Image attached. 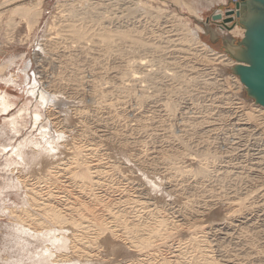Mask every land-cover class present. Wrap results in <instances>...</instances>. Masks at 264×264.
Segmentation results:
<instances>
[{
	"label": "rangeland",
	"instance_id": "obj_1",
	"mask_svg": "<svg viewBox=\"0 0 264 264\" xmlns=\"http://www.w3.org/2000/svg\"><path fill=\"white\" fill-rule=\"evenodd\" d=\"M6 1L0 0V66L3 67L0 73V92L9 96L13 106L7 113H0V264H39L40 256L46 248L52 247V243L35 237V232L40 233L42 229L54 232L60 229L54 223L44 227L38 226V223L44 222V215L37 206L30 208L29 217L24 215L22 210L29 204L26 195H30V188L39 193L36 195L38 201L49 200L63 215L66 213L68 217L83 219L86 223L89 220V230L86 233L90 239L94 238L97 232V228L92 225L93 218L99 223L102 221L107 224L111 221L110 213L120 215L121 221H124L123 224H127L130 230L134 227L132 223H141L138 226L144 237L151 234H148V230L160 229L158 218L169 226L165 229L167 231L163 237L164 244L156 241L149 249L134 248L122 236V226V229H118L121 232L116 233L123 238L118 237L123 246L117 253L105 250L102 244L94 246L85 243L82 248L80 243L76 242V245L72 242L69 248L71 250L56 244L57 250L51 248L54 260L49 264H61L59 261L65 259L71 260L73 264H194L195 261H202L204 251L210 252L211 259L220 264L225 257L233 258L237 264H264V120L261 117L257 122L252 121L254 124L244 119L243 115L250 111L258 115L263 107L257 105L245 89L239 90L234 80V76H237L231 67L219 61H211L193 42L183 40L191 39L189 29L196 31L199 27L198 36L205 44L221 54L228 55L225 47L238 44L241 40L231 33L232 29L241 25L235 14L229 22L224 20L228 17L226 12L236 13L235 4L240 0H15L11 4H4ZM36 2L41 3L42 11L38 24L30 28L27 21L18 16L13 18L12 24L8 23L11 9ZM187 5L193 6L198 15L192 14ZM216 15H221L222 19L213 20ZM72 25L88 29L89 39L92 38L93 41L88 39L84 45L74 42L70 32ZM103 26L113 32L119 28L128 30L132 32V36L139 35L138 37L153 48L139 49L129 41L124 42L125 46L116 39L112 49L116 48L117 51L112 50L114 55L106 54L104 46L96 44ZM82 45L84 47H81ZM118 52H123L122 57ZM134 58L137 61H133ZM139 58L144 60L141 62ZM127 61L129 63H125ZM124 70L131 76L129 73V76L124 74ZM132 73L136 74L137 78H133ZM171 73L175 75L172 76ZM13 75L14 82H7ZM144 75L150 77L146 78ZM117 82H123V87H119L120 83ZM34 87L45 89L65 100L67 98L69 106H42L39 98L32 94ZM124 87L126 88L123 89ZM143 94L148 97L146 103L140 102V96ZM168 104L175 105L176 111L169 112ZM23 109L27 112L21 113ZM37 111L42 114L38 124L33 116ZM14 121H17L16 125L13 124ZM60 130L66 135H63L66 139L63 138L62 142L59 140L61 145L64 143L65 148L61 146V150L56 153H46L48 158L45 156V159L37 157L36 149L47 146L44 140L51 142L53 139L51 140L49 134L56 138L54 136ZM19 152L23 154V160ZM51 154L55 155L60 166L52 170L53 176L48 177L44 171L55 167L50 162L53 157ZM208 155V178L187 172L188 169H194L196 164L198 166L199 161L203 162L205 158H209ZM86 162L91 165L99 163L101 180L98 186H84V181L76 176L78 171L80 172L76 170ZM237 204L246 205L245 207L253 210L248 212V215L243 213L242 216L235 213ZM77 212L79 213L75 214ZM17 216L21 217V222ZM232 216H235L236 227L233 225L229 231L231 235L228 232L226 235V231H220L221 223H229L228 220H231ZM144 223L148 229H144L145 226L143 228ZM201 227L208 228L205 233H208V236H205L206 246L195 247L191 244V239ZM145 232H148L146 236ZM86 240L89 241L85 239L83 243L87 242Z\"/></svg>",
	"mask_w": 264,
	"mask_h": 264
},
{
	"label": "bare ground",
	"instance_id": "obj_2",
	"mask_svg": "<svg viewBox=\"0 0 264 264\" xmlns=\"http://www.w3.org/2000/svg\"><path fill=\"white\" fill-rule=\"evenodd\" d=\"M13 1H15V0H7L4 4H11ZM122 1V0H121ZM126 1V0H125ZM134 1V0H133ZM24 2V1H23ZM123 2V1H122ZM141 2H142V0H141ZM30 3V2H29ZM117 3H119V2H117ZM238 3H240V9L239 10H237L236 11V13H233V14H235V16L238 18V22H239V24L241 25V27H238V26H236V27H234L233 29H232V34H234L236 37L238 36V37H240L241 38V40L238 42V44H229L227 47H225V51H226V53L228 54V55H224V54H221V53H219V52H217V51H215L212 47H210V46H208L207 44H205L200 38H199V36H198V31L200 30V28L199 27H197L196 28V31H194V30H190L189 29V34H190V36H191V39H186L185 40V38L183 39L184 40V42H193L194 44H195V46H197L202 52H204L205 54H207L208 56L207 57H210V59H211V61H219L221 64H224V65H226V66H229V67H231L232 69H233V73L235 74V72H234V68L237 66V65H239V62L237 61V60H241V59H243V53H244V48H242L241 47V45H240V43H241V41L245 38V34H246V25H248L251 21H253L254 19H255V17H256V11L253 9V7H251V4L249 3V2H243L242 0H240V2H238ZM19 4V3H18ZM128 4V3H127ZM101 6H103L102 4H100ZM141 5V4H140ZM16 6V5H15ZM41 3L40 2H36V3H31V4H28V5H18V6H16V7H14L13 9H11L10 10V12H9V14H10V19H9V22L8 23H10L11 22V24H12V22H13V18L14 17H16V16H18V17H20V18H22V19H24V21L26 20L27 21V23H28V27H30V28H32V27H34L36 24H38V22H39V20H40V17H41V15H42V11H41ZM134 6V5H133ZM1 7V6H0ZM119 7H120V5H119ZM187 8H188V10L192 13V14H194V15H198V12H197V10L193 7V6H191V5H187ZM125 9H127V8H125ZM131 10V9H130ZM3 11V10H2ZM135 11V10H134ZM128 12V11H127ZM137 12V11H136ZM237 13H239V16H237ZM232 14V15H233ZM116 15V14H115ZM121 15V14H120ZM232 15L231 16H229V17H227V19H231L232 18ZM97 16H98V14H97ZM112 16V15H111ZM123 16V15H122ZM198 17V16H197ZM84 18H82V20H83ZM134 21V20H133ZM117 22V21H116ZM124 22H126V21H124ZM131 22V21H130ZM105 23V22H104ZM111 23V22H110ZM83 24V23H82ZM126 24V23H125ZM139 24V23H138ZM112 25V24H111ZM127 25H129V24H127ZM179 25H181V24H179ZM119 26V25H118ZM120 26H123V25H121L120 24ZM126 26V25H125ZM170 26V25H169ZM172 26V25H171ZM86 27V26H85ZM101 27H102V25H101ZM104 27V26H103ZM111 27V26H110ZM29 28V29H30ZM130 28V27H129ZM102 29V28H101ZM115 29V28H114ZM126 29H128V27L126 28ZM182 29H184L183 27H182ZM31 30V29H30ZM29 30V31H30ZM88 29H85V28H83V26L82 27H76L75 25H72L71 27H70V32H71V37H72V40L74 41V42H76V43H78V44H83L84 45V43L86 44L89 40H91V39H89V33H88V31H87ZM103 31L101 32V31H99V33L100 34H98V39H96V41H97V43L96 44H99L100 43V46H101V44L104 46L103 48H104V51H105V53L106 54H110V53H112L113 54V52H112V50H116V48H114V49H112V44L114 45V41L116 40V39H118L119 41H121V42H123V44H124V42L126 43V42H128L129 41V43L130 44H134L135 46H137L139 49H149L150 48V46H152V45H147L144 41H143V39L142 38H140V37H138V36H132L133 34H132V32H129L128 30L127 31H125V29H124V31L123 30H120V28L117 30V31H115L114 30V32L116 33H114L113 31H111V30H109V29H107L106 28V26L102 29ZM133 30H135V29H133ZM185 30V29H184ZM186 31H187V29H186ZM31 32V31H30ZM184 32V31H183ZM198 32V33H197ZM93 33H95V32H93ZM135 33V32H134ZM187 33V32H186ZM139 34V33H138ZM142 34V33H141ZM146 34V33H145ZM168 34V33H167ZM172 34V33H171ZM179 34V33H178ZM91 35H93V34H91ZM143 35V34H142ZM186 35V34H185ZM188 35V34H187ZM94 36V35H93ZM184 36V35H183ZM117 37V38H116ZM144 37H145V35H144ZM182 37V36H181ZM186 37V36H185ZM95 38H97V37H95ZM94 38V39H95ZM89 39V40H88ZM145 39V38H144ZM182 39V38H181ZM88 40V41H87ZM148 40V39H147ZM182 40V41H183ZM12 41V40H11ZM87 41V42H86ZM91 41H93V39L91 40ZM90 41V42H91ZM95 41V42H96ZM73 42V43H74ZM178 42V41H177ZM183 42V43H184ZM94 43V42H93ZM116 43H120V42H116ZM128 43V44H129ZM170 43H171V41H170ZM95 44V43H94ZM81 46V47H84V46ZM116 45V44H115ZM120 45V44H119ZM125 46H126V44H124ZM99 46V45H98ZM122 46V45H121ZM166 46V45H165ZM174 46V45H173ZM178 46V45H177ZM119 47V46H118ZM160 47V46H159ZM191 47H194V46H191ZM50 48V47H49ZM93 48H95V47H93ZM137 48V49H138ZM151 48H153V47H151ZM150 48V49H151ZM161 48V47H160ZM80 49V48H79ZM124 49V48H123ZM138 49V50H139ZM83 50V48L81 49V51ZM99 50V49H98ZM102 50V49H101ZM119 50V49H118ZM136 50V49H135ZM159 50V49H158ZM86 51V50H85ZM87 51L89 52V49L87 48ZM103 51V52H104ZM117 51V50H116ZM121 51V50H120ZM119 51V52H120ZM151 50H149V52H150ZM201 51H199L198 50V52L199 53H201ZM91 52V51H90ZM119 52L117 53V54H119ZM141 52H143V51H141ZM146 52V51H145ZM156 52V51H155ZM158 52V51H157ZM83 53V52H82ZM101 53V52H100ZM163 53V52H162ZM180 53V52H179ZM195 53V52H194ZM90 54V53H89ZM99 54V53H98ZM116 54V55H117ZM121 54L123 55V52H121ZM121 54H119V55H121ZM114 55V54H113ZM122 55H121V57H122ZM196 55H197V53H196ZM99 56V55H98ZM97 56V57H98ZM125 56V55H124ZM124 56H123V58H124ZM127 56V55H126ZM95 57H96V55H95ZM101 57H103V56H101ZM129 57V56H128ZM203 57H206V55L204 56L203 55ZM104 58V57H103ZM119 58H120V56H119ZM122 58V59H123ZM127 58V57H126ZM131 58V57H130ZM157 58V57H156ZM132 59V58H131ZM140 59V58H139ZM165 59V58H164ZM174 59V58H173ZM206 59V58H205ZM209 59V60H210ZM126 60H128V59H126ZM130 60V59H129ZM137 61V59H133V61ZM144 60V58L141 60L140 59V61L142 62ZM154 60H156L157 61V59H154ZM162 60V59H161ZM170 60V59H169ZM175 60V59H174ZM131 61V60H130ZM132 61V62H133ZM139 61V62H140ZM148 61V60H147ZM177 61V60H176ZM176 61H174V62H176ZM203 61V60H202ZM122 62V61H121ZM124 62V61H123ZM162 61H160V63H161ZM166 62V61H165ZM125 63H129L128 61L127 62H125ZM137 63V62H136ZM157 63V62H156ZM159 63V62H158ZM163 63V62H162ZM213 63V62H212ZM123 64V63H122ZM153 64V63H152ZM164 64V63H163ZM175 64V63H174ZM179 64V63H178ZM215 64H217V63H215ZM120 65H121V63H120ZM125 65V64H124ZM132 65V64H131ZM136 65V64H135ZM141 65V64H140ZM139 65V66H140ZM143 65V64H142ZM141 65V66H142ZM144 65H146V64H144ZM168 66H169V64H167ZM119 66V65H118ZM122 66V65H121ZM153 66H154V64H153ZM155 66H156V64H155ZM154 66V67H155ZM160 66V65H159ZM178 66V65H177ZM216 66V65H215ZM126 67H127V65H126ZM129 67V66H128ZM131 67V66H130ZM129 67V68H130ZM136 67H138V66H136ZM175 67V66H174ZM229 67H228V69H229ZM115 68V67H114ZM119 68V67H118ZM133 68H134V66H133ZM140 68V67H139ZM159 69H160V67H158ZM161 68H163V66L161 67ZM170 67H168V69H169ZM187 68V67H186ZM113 69V68H112ZM121 69V68H120ZM127 69V68H126ZM143 69V68H142ZM146 69V68H145ZM147 69H148V67H147ZM159 69H158V71H159ZM190 69V68H189ZM192 69V68H191ZM139 70V69H138ZM180 70V69H179ZM3 71V67H1L0 66V73ZM118 71H120V70H118ZM122 71V70H121ZM120 71V72H121ZM125 71H127V70H124L123 72H124V74H126L125 73ZM141 71V70H140ZM148 71H150L149 69H148ZM157 71V72H158ZM160 71H162L161 69H160ZM168 71V70H167ZM222 71V70H221ZM119 72V73H120ZM142 72V71H141ZM156 72V71H155ZM166 72V71H165ZM172 72V71H171ZM173 72H174V70H173ZM116 73V72H115ZM118 73V72H117ZM129 73V72H128ZM128 73H127V75H128ZM133 73H135V72H133ZM132 73V74H133ZM146 73V72H145ZM144 73V74H145ZM150 73V72H149ZM148 73V74H149ZM159 73V72H158ZM176 73V72H175ZM183 73V72H182ZM181 73V74H182ZM186 73V72H185ZM208 73V72H207ZM224 73V72H223ZM130 74V73H129ZM139 74H141V73H139ZM161 74V73H160ZM167 74V73H166ZM180 74V73H179ZM184 74V73H183ZM187 74V73H186ZM121 75V74H120ZM123 75V74H122ZM143 75V74H142ZM142 75H138V76H141V77H143ZM153 75V74H152ZM162 75H164V74H162ZM171 75L173 76V75H175L174 73L172 74L171 73ZM178 75V74H177ZM200 75V74H199ZM236 75V74H235ZM0 76H1V74H0ZM113 76V75H112ZM112 76H111V78H112ZM114 76H115V74H114ZM118 76V75H117ZM129 76V75H128ZM128 76H127V79H128ZM130 76H131V74H130ZM134 76H135V78H137V76H136V74L134 75H132V77L134 78ZM144 76H147V75H144ZM154 76V75H153ZM165 76V75H164ZM180 76V75H179ZM207 76V75H206ZM237 76V75H236ZM14 75L13 76H11V78L10 79H8L7 80V82H9V83H12V82H14ZM116 77V76H115ZM114 77V78H115ZM123 77H125V75L123 76ZM148 77H150V75H148L146 78H148ZM155 77V76H154ZM159 77V76H158ZM185 77V76H184ZM196 77V76H195ZM140 77H138V79H139ZM156 78V77H155ZM162 78V77H161ZM167 78V77H166ZM183 78V77H182ZM182 78H180V79H182ZM186 78H187V76H186ZM189 78V77H188ZM197 78H198V76H197ZM224 78V77H223ZM120 79V78H119ZM129 79L131 80L132 78H130L129 77ZM144 79V78H143ZM150 79V78H149ZM163 79V78H162ZM169 79V78H168ZM174 79H176V78H174ZM180 79H179V81H180ZM193 79V78H192ZM191 78H190V80H192ZM213 79V78H212ZM214 79H215V77H214ZM113 80V79H112ZM121 80V79H120ZM136 80V79H135ZM134 80V81H135ZM156 80V79H155ZM160 80V79H159ZM173 80V79H172ZM189 80V79H188ZM199 80V79H198ZM225 80V79H224ZM234 80L236 81V84L238 85V88H239V90H246V92H247V89H246V87L243 85V83L241 82V80H240V78L237 76V77H235L234 76ZM114 81V80H113ZM118 81V80H117ZM132 81V80H131ZM134 81H133V84H134ZM139 82H140V80H138ZM141 81H143V80H141ZM151 81V80H150ZM153 81V80H152ZM151 81V82H152ZM157 81H158V79H157ZM183 81H184V79H183ZM194 81V80H193ZM116 82V81H115ZM121 82V81H120ZM119 82V83H120ZM126 82V81H125ZM128 82H129V80H128ZM150 82V83H151ZM159 82V81H158ZM157 82V83H158ZM190 82V81H189ZM195 82H196V79H195ZM205 82V81H204ZM208 82V81H207ZM216 82V81H215ZM111 83V82H110ZM109 83V84H110ZM118 83V82H117ZM118 83V84H119ZM155 83V82H154ZM182 83V82H181ZM185 83V82H184ZM194 83V82H193ZM214 83V82H213ZM222 83V82H221ZM122 84H123V82H122ZM122 84L120 83V85H119V87L120 86H122ZM144 84H145V82H144ZM147 85V84H146ZM149 85V84H148ZM152 85V84H151ZM111 86H113V84L111 85ZM150 86V85H149ZM115 87H116V85H115ZM114 87V88H115ZM118 87V86H117ZM118 87V88H119ZM123 87V86H122ZM158 87H159V85H158ZM215 87V86H214ZM219 87V86H218ZM245 87V88H244ZM96 88V87H95ZM126 87H124L123 89H125ZM144 88V87H143ZM153 89H155L154 88V86L152 87ZM208 88V87H207ZM228 88V87H227ZM35 89V90H34ZM34 89H33V92H32V94L34 95V96H37L38 98H39V101H40V104L42 105V106H44V107H46L47 105L49 106L50 104H52V105H59V107L61 106V108L62 107H64V106H69V103L70 102H67L66 100H67V98H66V100L65 99H63V98H61V96L59 97V96H57V95H55L54 93H53V95L52 94H50V93H48L45 89H37V88H35L34 87ZM94 89V88H93ZM156 89H158V88H156ZM97 90H99V88H97ZM111 90H112V87H111ZM159 90V89H158ZM226 90V89H225ZM123 91V90H122ZM180 91V90H179ZM187 91V90H186ZM237 91V90H236ZM102 92V91H101ZM142 92H143V90H142ZM223 92V91H222ZM93 93V92H92ZM110 93V92H109ZM146 93V92H145ZM179 93V92H178ZM188 93V92H187ZM205 93V92H204ZM57 94V93H56ZM101 94V93H100ZM142 94V93H141ZM140 94V95H141ZM147 94V93H146ZM222 94V93H221ZM102 95V94H101ZM105 95V94H104ZM209 95V94H208ZM235 95V94H234ZM103 96V95H102ZM146 96V95H145ZM144 96V94L142 95V96H140V102L141 103H143V102H147V98L148 97H145ZM230 96V95H229ZM95 97V96H94ZM204 97V96H203ZM217 97H219V96H217ZM137 98V97H136ZM139 98V97H138ZM213 98V97H212ZM251 98V97H250ZM69 99V98H68ZM94 99V98H93ZM147 99V100H146ZM215 99V98H214ZM223 99V98H222ZM252 99V98H251ZM139 100V99H138ZM209 100V99H208ZM242 100V99H241ZM254 100V99H253ZM69 101V100H68ZM71 102H72V100H70ZM171 101V100H170ZM228 101V100H227ZM145 102V103H146ZM203 102V101H202ZM211 102V101H210ZM72 103H74V101L72 102ZM140 103V104H141ZM169 103V102H168ZM175 103V102H174ZM178 103V102H177ZM243 103V102H242ZM215 104V103H214ZM165 106H166V104H164ZM13 106V103L10 101V98H9V96L7 95V94H2L1 92H0V113H7L8 111H9V109L11 108ZM198 106V105H197ZM224 106V105H223ZM210 107V106H209ZM220 107V106H219ZM241 107V106H240ZM67 108V107H66ZM72 108V107H71ZM168 110H169V112L171 111V112H174V111H176V106L175 105H172V104H168ZM178 108V107H177ZM216 108V107H215ZM259 108V107H258ZM45 109V108H44ZM84 109V108H83ZM218 109V108H217ZM224 109V108H223ZM39 110V109H38ZM63 110H64V108H63ZM167 110V111H168ZM239 110V109H238ZM252 110V109H251ZM61 111V110H60ZM79 111V110H78ZM25 112H27V110L26 109H23L22 111H21V113H25ZM62 112V111H61ZM234 112V111H233ZM260 113L257 115L256 114V112H246L245 114H243L244 116H245V118L244 119H246L247 121H251V123H254V122H252V121H259V119L261 120V117L263 118V120H264V108H261V111H259ZM263 112V113H262ZM69 113V112H68ZM208 113V112H207ZM28 114H30V113H28ZM175 114H177L176 112H175ZM240 115V114H239ZM33 116H34V121H35V123L36 124H38L39 122H41L40 121V119H41V117H42V114H40V111H37V112H34V114H33ZM213 116V115H212ZM225 116V115H224ZM30 117V116H29ZM32 117V116H31ZM69 117V116H68ZM219 118V117H218ZM239 118V117H238ZM58 119V118H57ZM68 119V118H67ZM226 119V118H225ZM243 119V120H244ZM207 120V119H206ZM242 120V121H243ZM69 121V120H68ZM73 121V120H72ZM240 121V120H239ZM197 122V121H196ZM211 122V121H210ZM237 122H238V120H237ZM244 122V121H243ZM15 123V125L17 124V121L15 122H13V124ZM24 123H26V121L24 122ZM206 123V122H205ZM247 123V122H246ZM61 124V123H60ZM237 124V123H236ZM243 124V123H242ZM255 124V123H254ZM41 125V124H40ZM49 125V124H48ZM195 125V124H194ZM244 125V124H243ZM248 125V124H247ZM198 126V125H197ZM203 126V125H202ZM234 126H235V124H234ZM195 127V126H194ZM200 127V126H199ZM224 127V126H223ZM45 127H43V129H44ZM193 128V127H192ZM213 128V127H212ZM222 128V127H221ZM239 128V127H238ZM241 128V127H240ZM42 129V130H43ZM66 129V128H65ZM217 129V128H216ZM244 129H246V128H244ZM253 129V128H252ZM41 130V131H42ZM45 130V129H44ZM213 130V129H212ZM66 131V130H65ZM186 131V130H185ZM187 131H188V129H187ZM227 131V130H226ZM242 131V130H241ZM244 131V130H243ZM48 132V131H47ZM58 132V131H57ZM56 132V133H57ZM60 132V133H59ZM58 133H57V135L56 136H54V137H56V138H52V134H49V135H51V142L48 140H44V142H46V144L45 145H47V146H41L40 148H37L36 150H37V157H40L41 159H45V156H47V155H50V154H48V153H56L58 150L60 151L61 149H60V147L62 146L63 147V144L61 145V143H60V141L59 140H61V142H62V139L63 138H65L63 135H65V132H64V134L63 133H61L62 131L60 130ZM73 132V131H72ZM192 132V131H191ZM211 132V131H210ZM52 133V132H51ZM85 133V132H84ZM44 134H46V133H44ZM211 134V133H210ZM226 134V133H225ZM48 135V134H47ZM193 135V134H192ZM199 135H203V134H199ZM66 136V135H65ZM194 136V135H193ZM208 136V135H207ZM229 136V135H228ZM225 137V136H224ZM253 137V136H252ZM207 138V137H206ZM208 138H209V136H208ZM215 138V137H214ZM242 138V137H241ZM249 138V137H248ZM50 139V138H49ZM66 139V138H65ZM107 139V138H106ZM232 139V138H231ZM162 140V139H161ZM160 140V141H161ZM175 140H176V138H175ZM182 140V139H181ZM200 140V139H199ZM258 140V139H257ZM66 141V140H65ZM107 141V140H106ZM214 141V140H213ZM229 141H231V140H229ZM235 141V140H234ZM209 142V141H208ZM218 142V141H217ZM248 142V141H247ZM178 143V142H177ZM199 143H200V141H199ZM243 143V142H242ZM255 143V142H254ZM40 144V143H39ZM181 144V143H180ZM188 144V143H187ZM197 144V143H196ZM36 145V144H35ZM80 145V144H79ZM88 145V144H87ZM182 145V144H181ZM217 145V144H216ZM247 145V144H246ZM262 145V144H261ZM34 146V145H33ZM210 146V145H209ZM37 147H39L38 145H37ZM82 147V146H81ZM125 147V146H124ZM123 147V148H124ZM187 147V146H186ZM191 147V146H190ZM231 147V146H230ZM244 147V146H243ZM63 148H65V147H63ZM93 148V147H92ZM188 148V147H187ZM220 148V147H219ZM251 148V147H250ZM80 149V148H79ZM196 149V148H195ZM202 149V148H201ZM204 149V148H203ZM236 149V148H235ZM240 149V148H239ZM197 150V149H196ZM209 150V149H208ZM207 150V151H208ZM233 150V149H232ZM237 150V149H236ZM73 151V150H72ZM79 151H82V150H79ZM83 151H84V149H83ZM175 151V150H174ZM179 151V150H178ZM185 151V150H184ZM202 151V150H201ZM231 152V151H230ZM233 152V151H232ZM46 153H47V155H46ZM185 153V152H184ZM199 153V152H198ZM253 153V152H252ZM78 154H79V152H78ZM89 154V153H88ZM196 154V153H195ZM209 154V153H208ZM213 154H215V153H213ZM53 154H51V156H52ZM80 155V154H79ZM86 155V154H85ZM170 155V154H169ZM178 155V154H177ZM192 155V154H191ZM201 155V154H200ZM202 155H204V154H202ZM217 155V154H216ZM254 155V154H253ZM19 156L21 157V159L23 160L24 158H23V154H21L20 152H19ZM159 156V155H158ZM190 156V155H189ZM213 156V155H212ZM50 157V156H49ZM70 157V156H69ZM87 157V156H86ZM176 157V156H175ZM178 157V156H177ZM195 157V156H194ZM203 157V156H202ZM208 157L209 158H205L204 160H203V162H201V161H199V162H197V163H199V165L197 166V164L195 165V167H194V169L192 168V169H188L187 170V172H189V173H193V174H195V175H197V177L198 176H200V177H204V178H208L209 177V175H210V169H209V163H210V156L208 155ZM47 158H48V156H47ZM53 158H55V160L53 159ZM85 158V157H84ZM83 158V159H84ZM174 158V157H173ZM180 158V157H179ZM197 158V157H196ZM216 158V157H215ZM217 158H218V156H217ZM67 159V158H66ZM81 159V158H80ZM82 159V160H83ZM170 159V158H169ZM198 159V158H197ZM202 159V158H201ZM212 159H214V157L212 158ZM52 160V161H51ZM50 160V162L55 166V167H50V168H47L45 171H44V174H48V175H46V176H48L49 177V175H52L53 176V171L52 170H55V169H57L60 165L59 164H57V161H56V157H55V155H53V157H52V159ZM86 160V159H85ZM196 160V159H195ZM217 160V159H216ZM224 160V159H223ZM70 161V160H69ZM74 161H75V159H74ZM78 161V160H77ZM87 161V160H86ZM90 161V160H89ZM100 161V160H99ZM98 161V162H99ZM168 161V160H167ZM175 161V160H174ZM213 161V160H212ZM215 161V160H214ZM263 161V160H262ZM80 162V161H79ZM84 162V161H83ZM97 162V163H98ZM170 162V161H169ZM192 162V161H191ZM255 162V161H254ZM50 163V164H51ZM75 163V162H74ZM260 163V162H259ZM51 164V165H52ZM84 164V163H83ZM81 165V169L79 168V169H75L76 171H78V170H80V172L78 171V173L76 174V176H79L83 181H84V186L86 185V184H90V185H99L100 183H99V180H101L100 179V170H99V166L100 165H98V164H93V165H91V164H89L88 162H86L84 165ZM169 164V163H168ZM227 164V163H226ZM71 165H72V163H71ZM75 165V164H74ZM73 165V166H74ZM171 165H172V163H171ZM214 165H215V163H214ZM80 166V165H79ZM115 166V165H114ZM239 166V165H238ZM75 167H78V166H75ZM103 167V166H102ZM256 168V167H255ZM260 168V167H259ZM181 169V168H180ZM67 170V169H66ZM184 170H186V169H184ZM254 170V169H253ZM68 171H70V169L68 170ZM232 171V170H231ZM239 171V170H238ZM46 172V173H45ZM71 172V171H70ZM104 172H106V171H104ZM212 172V171H211ZM225 172H226V170H225ZM242 173V172H241ZM183 174V173H182ZM59 175V174H58ZM75 175V174H74ZM102 175V174H101ZM43 175H41V177H42ZM67 176V175H66ZM73 176V175H72ZM222 177H223V175H221ZM235 176V175H234ZM256 176V175H255ZM188 177V176H187ZM216 177V176H215ZM221 177V178H222ZM249 177V176H248ZM263 177V176H262ZM43 178V177H42ZM41 178V179H42ZM79 178V179H80ZM104 178V177H103ZM167 178V177H166ZM220 178V177H219ZM225 178V177H224ZM233 178V177H232ZM40 179V180H41ZM43 179H45V178H43ZM46 179H47V177H46ZM73 179V178H72ZM78 179V180H79ZM106 179V178H105ZM235 179V178H234ZM50 180V179H49ZM65 180V179H64ZM63 180V181H64ZM183 180V179H182ZM203 180V179H202ZM216 180V179H215ZM227 180V179H226ZM243 180V179H242ZM256 180V179H255ZM54 181V180H53ZM52 181V182H53ZM210 181V180H209ZM239 181H241V180H239ZM254 181V180H253ZM31 182V181H30ZM49 182V181H48ZM74 182V181H73ZM101 182V181H100ZM262 182V181H261ZM83 183V182H82ZM229 183V182H228ZM231 183V182H230ZM229 183V184H230ZM235 183H236V181H235ZM240 183V182H239ZM68 184V183H67ZM81 184V183H80ZM215 184V183H214ZM220 184V183H219ZM243 184V183H242ZM248 184V183H247ZM179 185V184H178ZM195 185V184H194ZM234 185V184H233ZM34 186H35V184H34ZM71 186V185H70ZM87 186V185H86ZM89 186V185H88ZM87 186V187H88ZM172 186V185H171ZM186 186H188V184L186 185ZM210 186H211V184H210ZM239 186V185H238ZM244 186V185H243ZM75 187V186H74ZM90 187V186H89ZM223 187V186H222ZM225 187V186H224ZM28 188V187H27ZM43 188V187H42ZM80 188V187H79ZM85 188V187H84ZM197 188V187H196ZM206 188V187H205ZM40 189V188H39ZM75 189V188H74ZM94 189V188H93ZM173 189V188H172ZM177 189V188H176ZM211 189V188H210ZM220 189V188H219ZM222 189V188H221ZM233 189V188H232ZM71 190V189H70ZM184 190V189H183ZM223 190V189H222ZM256 190H257V188H256ZM69 191V190H68ZM86 191H87V189H86ZM220 191V190H219ZM251 191V190H250ZM255 191V190H254ZM28 192H29V194L30 195H26L27 196V199H28V206L27 207H25V209L24 210H22L23 212H24V215H26V217H29V213H30V208L31 207H39V211H41L42 212V214L44 215V222H40V223H38L37 225L38 226H45L46 224H49V223H54V224H57L58 225V227L60 228V229H56L57 231H51V230H45L44 231V229H42V232H40V233H37V232H35V237H38V238H41L42 240H44V239H46V240H48V242H51L52 243V247H54L53 249L55 250H57V248L55 247V245L56 244H59L60 246H62V247H64L65 249H69V248H71V246L72 245H70L72 242H77V243H80L81 245H82V248H83V245H85V243L86 244H88V243H91V244H94V246H95V244L96 245H98V244H102V246L104 247V249L105 250H107V251H111V253H113V252H118L120 249H121V247L123 246V244L121 243V241H120V238L118 239V237H121V235H119L118 236V234H116L117 232H121V230H118L119 228L120 229H122L121 228V226L122 227H124V229H123V233H122V236L123 237H125L126 238V241L128 242L129 241V243H131L132 244V246L134 247V248H138V249H149V248H151L153 245H154V243L156 242V241H159V242H162L161 244H164V242H165V239L163 238V237H165V232L167 231H165V229H166V226H168V225H165V223H167V222H163V221H161V218H158V220L160 221V222H158L159 223V228L161 229H157V228H152L151 230H148V231H150L148 234H150L148 237H144V235H141V232H142V230L140 229V227L138 226V225H140V224H135V223H132V225L134 226V227H132V229L130 230L127 226V224L126 225H124L123 224V222L124 221H121V218L119 217L120 215H119V213H118V215L119 216H117V215H113L112 213H110L109 214V220H111V221H109L107 224L105 223H102V221H101V223H99L98 221H96L94 218H93V220H94V222H92V225H94L96 228H97V232H96V236L94 237V238H92V239H90L89 237L87 238V231L89 230V225H87L88 224V219L87 218H85V219H87L88 221H87V223L85 222V221H83V219H81V217H80V219L81 220H79V219H75V218H70V217H68V215H63V213L60 211V210H58V207H56V206H54V205H52L51 204V202L49 201V200H43V201H38V199H37V197H36V195L37 194H39V193H37V192H34L33 191V189L32 188H30V190H28ZM62 192V191H61ZM126 192V191H125ZM183 192V191H182ZM190 192V191H189ZM192 192V191H191ZM51 193V192H50ZM70 193V192H69ZM137 193H138V191H137ZM216 193V192H215ZM240 193V192H239ZM87 194V193H86ZM94 194V192L91 194V195H93ZM102 194V193H101ZM136 194V193H135ZM228 194V193H227ZM241 194V193H240ZM248 194V193H247ZM43 195V194H42ZM72 195V194H71ZM137 195V194H136ZM195 195V194H194ZM205 195V194H204ZM230 195V194H229ZM228 195V196H229ZM263 195V194H262ZM86 196V195H85ZM95 196V195H94ZM142 196V195H141ZM146 196V195H145ZM197 196V195H196ZM78 197V196H77ZM88 197V196H87ZM91 197V196H90ZM193 197H195V196H193ZM198 197V196H197ZM226 197V196H225ZM239 197V196H238ZM95 198H96V196H95ZM200 198V197H199ZM202 198H203V196H202ZM206 198V197H205ZM217 198V197H216ZM67 199V198H66ZM120 199V198H119ZM132 199H133V197H132ZM189 199V198H188ZM227 199V198H226ZM96 200V199H95ZM134 200V199H133ZM202 200V199H201ZM204 200V199H203ZM212 200V199H211ZM72 201H73V199H72ZM93 201H94V199H93ZM99 201V200H98ZM103 201V200H102ZM120 201V200H119ZM130 201V200H129ZM137 201V200H136ZM60 202V201H59ZM78 202V201H77ZM128 202V201H127ZM131 202V201H130ZM146 202V201H145ZM202 202V201H201ZM227 202H228V200H227ZM72 203V202H71ZM75 203V202H74ZM82 203V202H81ZM121 203V202H120ZM126 203V202H125ZM189 203V202H188ZM223 203V202H222ZM78 204V203H77ZM97 204V203H96ZM95 204V205H96ZM117 204V203H116ZM194 204V203H193ZM198 204V203H197ZM236 204V203H235ZM255 204V203H254ZM81 206H82V204H80ZM93 205V204H92ZM94 205V206H95ZM111 205V204H110ZM139 205V204H138ZM141 205V204H140ZM191 205V204H190ZM63 206V205H62ZM73 206V205H72ZM87 206H88V204H87ZM106 206V205H105ZM146 206V205H145ZM231 206V205H230ZM246 205H243V204H237L236 206H235V208H236V210H235V213H240L242 216L244 215L243 213H247L246 215H248V212H250V211H252L253 209H249L248 207H245ZM69 207V206H68ZM70 207H71V205H70ZM77 207V206H76ZM75 207V208H76ZM86 207V206H85ZM89 207V206H88ZM113 207V206H112ZM251 207V206H250ZM61 208V207H60ZM67 208V207H66ZM91 209H92V207H90ZM177 208V207H176ZM232 208V207H231ZM261 208V207H260ZM68 209V208H67ZM70 209V208H69ZM74 209V208H73ZM79 209V208H78ZM83 209V208H82ZM88 209V208H87ZM90 209V210H91ZM110 209V208H109ZM133 209V208H132ZM145 209V208H144ZM148 209V208H147ZM234 209V208H233ZM71 210V209H70ZM77 210V209H76ZM75 210V211H76ZM89 210V209H88ZM89 210V211H90ZM137 210V209H136ZM152 210V209H151ZM181 210V209H180ZM199 210V209H198ZM220 210V209H219ZM32 211V210H31ZM68 211V210H67ZM72 211V210H71ZM78 211V210H77ZM85 211H87L86 209H85ZM84 211V212H85ZM92 211V210H91ZM95 211V210H94ZM108 211V210H107ZM190 211H192V210H190ZM214 211V210H213ZM230 211V210H229ZM110 212H111V210H110ZM149 212V211H148ZM201 212V211H200ZM22 213V212H21ZM32 213V212H31ZM34 213H36V212H34ZM79 212H77V213H75V214H78ZM81 213V212H80ZM87 213V212H86ZM89 213V212H88ZM93 213V212H92ZM105 213V212H104ZM186 213V212H185ZM197 213V212H196ZM90 214H91V212H90ZM121 214V213H120ZM194 214V213H193ZM230 214H232V213H230ZM18 216H19V213L17 214ZM88 215V214H87ZM96 215V214H95ZM95 215H94V217H95ZM123 215V214H122ZM154 215V214H153ZM219 215H220V213H219ZM237 215V214H236ZM16 216V215H15ZM17 216V219L21 222L22 220H21V217H18ZM37 216V215H36ZM81 216V215H80ZM82 216H83V214H82ZM85 216V215H84ZM133 216V215H132ZM146 216V215H145ZM155 216H157V215H155ZM177 216V215H176ZM32 217V216H31ZM30 217V218H31ZM86 217V216H85ZM89 217V216H88ZM102 217V216H101ZM100 217V218H101ZM121 217H123V216H121ZM152 217V216H151ZM150 217V218H151ZM188 217H190V216H188ZM193 217V216H192ZM191 217V218H192ZM214 217V216H213ZM34 218V217H33ZM99 218V219H100ZM167 218V217H166ZM194 218V217H193ZM192 218V219H193ZM248 218V217H247ZM90 219V218H89ZM103 219V218H102ZM108 219V218H107ZM134 219V218H133ZM154 219V218H153ZM164 219V218H163ZM231 220H228L229 221V223H225V224H223V223H221V229H220V231H226V235L229 233V231L230 230H232V227H233V225H235V222H236V220H235V216H232L231 218H230ZM245 219H246V217H245ZM31 220V219H30ZM92 220V219H91ZM124 220V219H123ZM132 220V219H131ZM165 220V219H164ZM215 220V219H214ZM238 220V219H237ZM247 220V219H246ZM126 221H128V220H126ZM130 221V220H129ZM156 221V220H155ZM190 221V220H189ZM31 222V221H30ZM139 222V221H138ZM141 222V221H140ZM144 222V221H143ZM150 222H151V220H150ZM186 222V221H185ZM207 222V221H206ZM37 223V222H36ZM156 223V222H155ZM169 223V222H168ZM174 223V222H173ZM182 223H184V222H182ZM213 223V222H212ZM215 223V222H214ZM242 223V222H241ZM35 224V223H34ZM90 224V223H89ZM109 224H112V225H109ZM130 224H131V222H130ZM129 224V225H130ZM143 224V223H142ZM145 224V223H144ZM149 224V223H148ZM193 224V223H192ZM209 224V223H208ZM157 225V224H156ZM177 225H178V223H177ZM187 225V224H186ZM249 225V224H248ZM142 226V225H141ZM144 226H145V228H144ZM148 226V225H147ZM150 226H152V223H151V225ZM155 226V225H154ZM172 226H174L173 224H172ZM201 226V225H200ZM130 228H131V225L129 226ZM169 227V226H168ZM174 227H177V226H174ZM213 227V226H212ZM235 227H236V225H235ZM92 228V227H91ZM127 228H128V230H130V231H128L127 230ZM134 228V229H133ZM143 228L144 229H148V228H146V224L145 225H143ZM142 228V229H143ZM193 228V227H192ZM244 228V227H243ZM249 228V227H248ZM74 229H76V231H72V230H74ZM94 229V228H93ZM92 229V230H93ZM149 229H150V227H149ZM206 229H208V228H206V227H201L198 231H196L193 235H194V237L191 239V244H193V246H195V247H198L199 245H202L203 247H205L206 246V237L208 236L207 234V236L205 235V233H206ZM219 229V228H218ZM245 229V228H244ZM243 229V230H244ZM79 230V231H78ZM170 230H171V228H170ZM177 230V229H176ZM248 230V229H247ZM145 231H147V230H145ZM164 231V232H163ZM169 231V230H168ZM191 231V230H190ZM195 231V230H194ZM78 232V233H77ZM93 232V231H92ZM171 233H172V230L170 231ZM214 232V231H213ZM228 232V233H227ZM256 232V231H255ZM261 232V231H260ZM80 233V234H79ZM144 233V232H143ZM146 232H145V236H146V234H147ZM170 233V234H171ZM26 234V233H25ZM28 234V233H27ZM34 234V233H33ZM78 234V235H77ZM199 234H201V236H198ZM223 234H225V233H223ZM91 235V234H90ZM93 235V234H92ZM173 235V234H172ZM190 235V234H189ZM192 235V236H193ZM212 235V234H211ZM229 235H231L230 233H229ZM94 236V235H93ZM93 236H90V237H93ZM167 236V235H166ZM206 236V237H205ZM216 237V236H215ZM122 238V237H121ZM85 239H89V241H87V242H84L83 243V241L85 240ZM123 239V238H122ZM241 239V238H240ZM209 240V239H208ZM215 240V239H214ZM229 241V240H228ZM123 242V241H122ZM125 242V241H124ZM158 242V243H159ZM167 242V241H166ZM209 242H210V240H209ZM241 242V241H240ZM77 243H76V245H77ZM211 243V242H210ZM224 243V242H223ZM249 243V242H248ZM73 244V243H72ZM122 244V245H121ZM130 244V245H131ZM168 244V243H167ZM75 245V244H74ZM90 245V244H89ZM180 245V244H179ZM91 246H93V245H91ZM158 246H159V244H158ZM226 246H227V244H226ZM253 246V245H252ZM51 247V248H52ZM79 247V246H78ZM86 247H87V245H86ZM99 247V246H98ZM178 247V246H177ZM187 247H189V246H187ZM191 247V246H190ZM203 247H201V248H203ZM218 247V246H217ZM224 247V246H223ZM236 247V246H235ZM50 247L49 248H46L45 249V251H44V254L42 255V256H40V259H39V264H49L50 263V261L52 260V256H53V250L51 249ZM74 248V247H73ZM165 248V247H164ZM186 248V247H185ZM209 248V247H208ZM220 248H221V246H220ZM93 249V248H92ZM155 249V248H154ZM170 249V248H169ZM224 249V248H223ZM69 250H71V249H69ZM73 250V249H72ZM151 250V249H150ZM160 250V249H159ZM164 250V249H163ZM197 250H198V248H197ZM196 250V251H197ZM211 250V249H210ZM212 250H213V248H212ZM217 250V249H216ZM263 250V249H262ZM146 251V250H145ZM148 251V250H147ZM188 251V250H187ZM57 252V251H56ZM199 252H201V251H199ZM238 252V251H237ZM247 252V251H246ZM81 253V252H80ZM88 253V252H87ZM209 253L210 252H205L204 251V255H203V259H202V261L201 262H199V261H195V259H194V264H220L219 262L217 263V260H216V262L215 261H213L212 259H211V256L210 255H212V254H210L209 255ZM221 253V252H220ZM239 253V252H238ZM257 253V252H256ZM54 254H56V253H54ZM194 254V253H193ZM219 254V253H218ZM233 255H234V252L232 253ZM95 255V254H94ZM115 255V254H114ZM158 255V254H157ZM250 255V254H249ZM256 255V254H255ZM58 256V255H57ZM61 256V255H60ZM59 256V257H60ZM82 256V255H81ZM172 256V255H171ZM193 256H195V255H193ZM199 256V255H198ZM198 256H197V259H198ZM251 256V255H250ZM55 257V256H54ZM61 257H63V256H61ZM87 257V256H86ZM85 257V258H86ZM91 257V256H90ZM170 257V256H169ZM179 257V256H178ZM196 257V256H195ZM213 257V256H212ZM252 257V256H251ZM250 257V258H251ZM68 258V257H67ZM221 258H223V257H221ZM226 259L225 260H223V263L224 264H237L236 263V260H234L233 258H231V257H225ZM65 259V258H64ZM87 259H89V257L87 258ZM200 259V258H199ZM198 259V260H199ZM224 259V258H223ZM247 259V258H246ZM249 259V258H248ZM263 259V258H262ZM53 260H54V258H53ZM52 260V261H53ZM165 260V259H164ZM164 260H163V262H164ZM169 260V259H168ZM167 260V261H168ZM86 261V260H85ZM166 261V262H167ZM178 261V260H177ZM256 261V260H255ZM260 261V260H259ZM61 264H73V263H71L72 261L71 260H60L59 261ZM88 262H90V261H88ZM189 262V261H188ZM172 263V262H171ZM175 264H177L176 262H174ZM182 263V262H181ZM222 263V262H221ZM222 263V264H223ZM244 263V262H243ZM259 263V262H258ZM85 264V263H84ZM189 264V263H188Z\"/></svg>",
	"mask_w": 264,
	"mask_h": 264
},
{
	"label": "water",
	"instance_id": "obj_3",
	"mask_svg": "<svg viewBox=\"0 0 264 264\" xmlns=\"http://www.w3.org/2000/svg\"><path fill=\"white\" fill-rule=\"evenodd\" d=\"M249 2L256 11V17L246 25L245 38L240 45L244 48L243 59L237 60L239 65L234 68L235 74L247 89L249 97L264 108V0H242ZM237 10L240 3L235 4ZM233 11L226 12L231 16ZM239 16V13H237ZM213 20H221V15H216ZM231 19H225L229 22Z\"/></svg>",
	"mask_w": 264,
	"mask_h": 264
}]
</instances>
